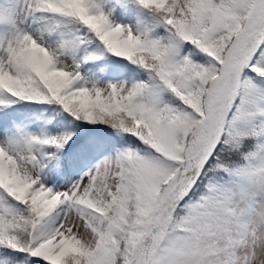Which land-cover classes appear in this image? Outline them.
<instances>
[{
    "label": "snow or ice",
    "instance_id": "snow-or-ice-1",
    "mask_svg": "<svg viewBox=\"0 0 264 264\" xmlns=\"http://www.w3.org/2000/svg\"><path fill=\"white\" fill-rule=\"evenodd\" d=\"M0 264H264V0H0Z\"/></svg>",
    "mask_w": 264,
    "mask_h": 264
}]
</instances>
